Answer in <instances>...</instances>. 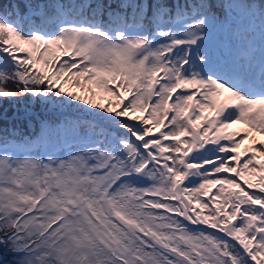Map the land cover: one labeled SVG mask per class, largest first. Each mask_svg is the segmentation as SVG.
Returning <instances> with one entry per match:
<instances>
[{
    "label": "snow or ice",
    "instance_id": "1",
    "mask_svg": "<svg viewBox=\"0 0 264 264\" xmlns=\"http://www.w3.org/2000/svg\"><path fill=\"white\" fill-rule=\"evenodd\" d=\"M114 2L0 0V101L103 122L0 130V264H264V0Z\"/></svg>",
    "mask_w": 264,
    "mask_h": 264
},
{
    "label": "rangeland",
    "instance_id": "2",
    "mask_svg": "<svg viewBox=\"0 0 264 264\" xmlns=\"http://www.w3.org/2000/svg\"><path fill=\"white\" fill-rule=\"evenodd\" d=\"M52 1H54V0H42L39 4H44L45 6H49L53 3ZM34 103H35L34 101L33 102H29V101L24 102V104L20 108L22 110L21 117L27 119L28 116L31 114H37L39 111L48 112L54 108L53 106L45 107L43 104H40V103H37V106H35ZM5 108L9 112H13V111H16L15 109H18L17 107H15V109H13V107L10 108L9 105L7 107L5 106ZM35 110H36V112H34ZM13 114H14V112H13ZM0 119H3L2 113H0ZM31 153L33 154V152H31Z\"/></svg>",
    "mask_w": 264,
    "mask_h": 264
},
{
    "label": "trees",
    "instance_id": "3",
    "mask_svg": "<svg viewBox=\"0 0 264 264\" xmlns=\"http://www.w3.org/2000/svg\"><path fill=\"white\" fill-rule=\"evenodd\" d=\"M34 1H36V0H34ZM25 101H27V100H21L19 102H16V101H11V100L6 98V99L0 101V107H3L5 105H9L10 108L11 107L14 108L15 106H20L21 104H24Z\"/></svg>",
    "mask_w": 264,
    "mask_h": 264
},
{
    "label": "bare ground",
    "instance_id": "4",
    "mask_svg": "<svg viewBox=\"0 0 264 264\" xmlns=\"http://www.w3.org/2000/svg\"><path fill=\"white\" fill-rule=\"evenodd\" d=\"M52 2H54V1H52Z\"/></svg>",
    "mask_w": 264,
    "mask_h": 264
}]
</instances>
